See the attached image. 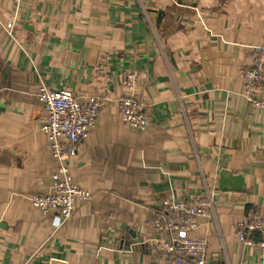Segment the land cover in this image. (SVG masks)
<instances>
[{
  "label": "crops",
  "instance_id": "crops-1",
  "mask_svg": "<svg viewBox=\"0 0 264 264\" xmlns=\"http://www.w3.org/2000/svg\"><path fill=\"white\" fill-rule=\"evenodd\" d=\"M263 42L264 0H0V264H166L161 200L209 195L213 218L195 233L208 264H264L238 236L250 209L264 217V108L241 77ZM125 73L139 77L134 93ZM42 85L106 101L70 164L92 198L68 221L32 203L58 164ZM132 94L145 130L121 114ZM223 169L247 191H220Z\"/></svg>",
  "mask_w": 264,
  "mask_h": 264
},
{
  "label": "built area",
  "instance_id": "built-area-1",
  "mask_svg": "<svg viewBox=\"0 0 264 264\" xmlns=\"http://www.w3.org/2000/svg\"><path fill=\"white\" fill-rule=\"evenodd\" d=\"M20 2V0H16ZM13 23L7 28L11 31ZM244 95L257 108H264V42L251 52L250 63L241 68ZM139 77L125 73L124 86L134 93ZM38 100L47 113L42 130L48 135L52 156L57 160L48 193L32 196V203L44 212L56 211L68 221L78 201L92 198L91 192L81 187L71 174V160L77 154L78 144L95 127L106 101L92 94L79 95L69 89L51 90L42 85ZM119 107L125 123L145 130L150 118L145 102L135 95L124 96ZM215 201L209 195L194 199L163 198L160 211L153 222L156 231L166 236L156 240V246L166 256V264H208V241L195 237L203 222L210 221ZM264 228V217L255 208L250 209L238 224V236L250 246L264 251V238L256 235Z\"/></svg>",
  "mask_w": 264,
  "mask_h": 264
},
{
  "label": "water",
  "instance_id": "water-1",
  "mask_svg": "<svg viewBox=\"0 0 264 264\" xmlns=\"http://www.w3.org/2000/svg\"><path fill=\"white\" fill-rule=\"evenodd\" d=\"M164 12L158 13L157 25L159 26ZM28 25V24H27ZM219 190L220 191H233V192H246V181L242 174H235L231 170L223 169L219 174Z\"/></svg>",
  "mask_w": 264,
  "mask_h": 264
},
{
  "label": "trees",
  "instance_id": "trees-1",
  "mask_svg": "<svg viewBox=\"0 0 264 264\" xmlns=\"http://www.w3.org/2000/svg\"><path fill=\"white\" fill-rule=\"evenodd\" d=\"M256 237L259 238L260 237V234H257Z\"/></svg>",
  "mask_w": 264,
  "mask_h": 264
}]
</instances>
